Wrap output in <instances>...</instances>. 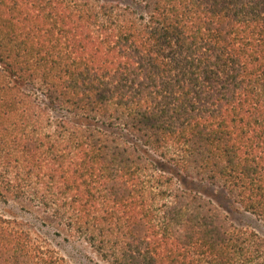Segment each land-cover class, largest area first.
Segmentation results:
<instances>
[{
	"label": "trees",
	"instance_id": "1",
	"mask_svg": "<svg viewBox=\"0 0 264 264\" xmlns=\"http://www.w3.org/2000/svg\"><path fill=\"white\" fill-rule=\"evenodd\" d=\"M211 190L264 229V0H0V264H66L10 199L110 264H264Z\"/></svg>",
	"mask_w": 264,
	"mask_h": 264
},
{
	"label": "rangeland",
	"instance_id": "2",
	"mask_svg": "<svg viewBox=\"0 0 264 264\" xmlns=\"http://www.w3.org/2000/svg\"><path fill=\"white\" fill-rule=\"evenodd\" d=\"M202 193L226 213L234 226L253 228L260 232L264 230L258 220L238 210L222 194L212 190ZM10 200L7 209L14 220V225L26 230L45 248L53 250L66 264H110L85 240L71 237L63 226L58 225L34 204L23 200Z\"/></svg>",
	"mask_w": 264,
	"mask_h": 264
}]
</instances>
